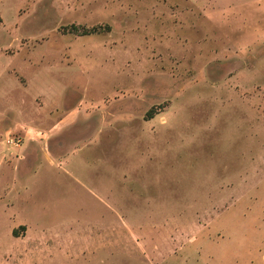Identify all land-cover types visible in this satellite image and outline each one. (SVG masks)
<instances>
[{
  "label": "rangeland",
  "instance_id": "374dc122",
  "mask_svg": "<svg viewBox=\"0 0 264 264\" xmlns=\"http://www.w3.org/2000/svg\"><path fill=\"white\" fill-rule=\"evenodd\" d=\"M0 264H264V0H0Z\"/></svg>",
  "mask_w": 264,
  "mask_h": 264
},
{
  "label": "crops",
  "instance_id": "0c3cea01",
  "mask_svg": "<svg viewBox=\"0 0 264 264\" xmlns=\"http://www.w3.org/2000/svg\"><path fill=\"white\" fill-rule=\"evenodd\" d=\"M71 131H73V130H71ZM34 231H35V236L37 237V238H39V236L40 235H37L38 233H41L42 231L40 230V229H34ZM41 231V232H40ZM28 233H27V237H29L30 236V232H31V230L29 229L28 231H27ZM43 233V232H42ZM40 243V242H39ZM39 243L36 241L35 243H33V244H36V247H39ZM37 253H39V254H42V253H40V252H37ZM45 255V254H44ZM45 257H46V255H45Z\"/></svg>",
  "mask_w": 264,
  "mask_h": 264
},
{
  "label": "built area",
  "instance_id": "2783aa9c",
  "mask_svg": "<svg viewBox=\"0 0 264 264\" xmlns=\"http://www.w3.org/2000/svg\"><path fill=\"white\" fill-rule=\"evenodd\" d=\"M7 142L10 144H14L16 146H19L21 140L20 139H11V140H8Z\"/></svg>",
  "mask_w": 264,
  "mask_h": 264
}]
</instances>
